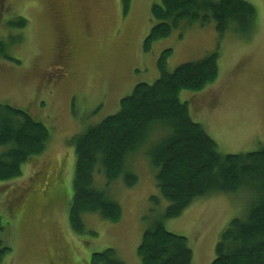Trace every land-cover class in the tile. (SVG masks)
Segmentation results:
<instances>
[{
    "label": "rangeland",
    "instance_id": "rangeland-1",
    "mask_svg": "<svg viewBox=\"0 0 264 264\" xmlns=\"http://www.w3.org/2000/svg\"><path fill=\"white\" fill-rule=\"evenodd\" d=\"M246 1L257 11L256 27L246 38L231 29L218 33L212 20H184L145 51L144 40L157 22L151 8L160 0H129L126 12L121 0H0L5 52L0 54V104L26 110L49 131L44 151L24 163L19 176L0 180V250L9 248L0 264H91L94 253L108 248L124 264H142L137 250L143 232L168 205L149 158L155 137L140 144L126 164L137 176L134 185L126 186L122 177L107 185L96 171L95 186L120 204L122 216L112 222L85 213L82 232L73 231L68 217L75 169L69 140L116 113L137 84H152L166 50L169 72L217 54L216 80L199 91L181 90L179 99L218 151L264 148V0ZM18 17L26 19L24 27L8 25ZM58 30L64 51L58 48ZM5 149L0 146V152ZM250 201L246 189L199 197L163 225L186 238L192 264H211L220 232L244 216Z\"/></svg>",
    "mask_w": 264,
    "mask_h": 264
},
{
    "label": "trees",
    "instance_id": "trees-1",
    "mask_svg": "<svg viewBox=\"0 0 264 264\" xmlns=\"http://www.w3.org/2000/svg\"><path fill=\"white\" fill-rule=\"evenodd\" d=\"M126 12L129 0H121ZM157 22L144 40V50L167 36L181 21L216 23L218 33L231 29L246 38L256 27L257 11L246 0H160L151 8ZM9 26L22 28L18 17ZM164 51L158 60L159 77L139 83L121 98L116 113L71 137L75 169L69 223L82 232L85 213L116 222L122 216L120 204L107 191L95 186L96 171L107 185L122 177L132 186L137 176L126 164L140 144L154 136L150 162L155 167V185L168 205L143 232L137 254L142 264H192V250L185 237L165 229V219L178 217L196 198L215 193L249 191L251 201L243 217H235L220 232L211 264H264V148L237 154H221L204 127L194 121L187 102L179 99L183 89L202 90L218 76L217 54L185 62L166 71ZM0 54H5L0 42ZM158 126H165L162 134ZM49 139L47 127L26 110L0 104V180L17 177L22 165L41 154ZM99 167V169H98ZM151 200L158 202L157 196ZM3 224L0 220V232ZM9 250L3 247L1 257ZM91 264H124L112 248L94 253Z\"/></svg>",
    "mask_w": 264,
    "mask_h": 264
},
{
    "label": "flooded vegetation",
    "instance_id": "flooded-vegetation-1",
    "mask_svg": "<svg viewBox=\"0 0 264 264\" xmlns=\"http://www.w3.org/2000/svg\"><path fill=\"white\" fill-rule=\"evenodd\" d=\"M61 36H62V32H61V30H58V34H57V37L59 38L58 41H57V42H58V43H57V44H58V48H59V50L63 48L62 51H64V49H65V47H64V46H65V43H64L63 41H60V40H61ZM59 41H60V42H59ZM61 57H62V56H57V55H56V59L61 58ZM62 58H63V57H62ZM62 58H61V59H62Z\"/></svg>",
    "mask_w": 264,
    "mask_h": 264
}]
</instances>
